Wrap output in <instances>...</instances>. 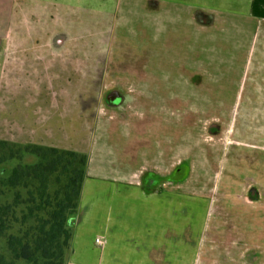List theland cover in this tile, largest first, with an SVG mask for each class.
<instances>
[{"label": "rangeland", "instance_id": "rangeland-1", "mask_svg": "<svg viewBox=\"0 0 264 264\" xmlns=\"http://www.w3.org/2000/svg\"><path fill=\"white\" fill-rule=\"evenodd\" d=\"M66 1L14 4L0 40V139L101 140L123 167L164 155L161 260L264 264V20L245 0ZM200 1L227 13L195 17ZM57 38L67 45L46 41ZM105 236L87 227L76 264H109L95 241Z\"/></svg>", "mask_w": 264, "mask_h": 264}, {"label": "crops", "instance_id": "crops-1", "mask_svg": "<svg viewBox=\"0 0 264 264\" xmlns=\"http://www.w3.org/2000/svg\"><path fill=\"white\" fill-rule=\"evenodd\" d=\"M16 1L0 0V40L2 42L6 40L4 37L10 30L11 16ZM50 1L54 2V0ZM68 1L65 3L67 11L73 6ZM58 3L64 5V2ZM241 4L244 5L242 9L245 14L264 20V0H245ZM235 5H239V2ZM168 10L166 8V13H169ZM194 10L195 17L203 14L227 13L213 6L210 1H200L194 6ZM58 18L59 16H56L54 21ZM46 41L50 46L67 45L64 40L58 38L56 41L55 39ZM25 42L36 44L38 41ZM90 146L82 149L57 146L88 154L86 177L78 213L73 224L71 252L67 258V264H76L75 255L86 251L85 230L93 225L101 227L106 234L105 238L96 237L95 239L102 248L100 251L102 257L108 252L113 256V259L111 258L113 263L127 264L132 260L135 264H157L156 256L159 260L164 256L166 258V163L164 155L159 154V161L156 162L154 158H146V155L141 153L142 161L135 163L130 158L129 167H123L117 165V160L111 158L109 150L111 144L95 140ZM236 238L238 243L244 240L238 235ZM132 254L138 257L130 258ZM125 255L127 257H123ZM111 260H107V263L111 264ZM161 264H166V261H162Z\"/></svg>", "mask_w": 264, "mask_h": 264}, {"label": "trees", "instance_id": "trees-1", "mask_svg": "<svg viewBox=\"0 0 264 264\" xmlns=\"http://www.w3.org/2000/svg\"><path fill=\"white\" fill-rule=\"evenodd\" d=\"M87 163L82 151L0 139V264H67Z\"/></svg>", "mask_w": 264, "mask_h": 264}]
</instances>
